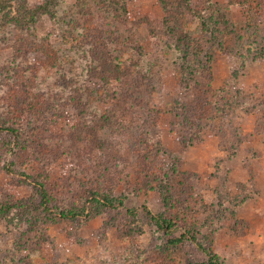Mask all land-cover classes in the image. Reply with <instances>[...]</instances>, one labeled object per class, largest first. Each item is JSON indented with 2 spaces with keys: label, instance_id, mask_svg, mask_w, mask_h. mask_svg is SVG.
I'll return each instance as SVG.
<instances>
[{
  "label": "rangeland",
  "instance_id": "rangeland-1",
  "mask_svg": "<svg viewBox=\"0 0 264 264\" xmlns=\"http://www.w3.org/2000/svg\"><path fill=\"white\" fill-rule=\"evenodd\" d=\"M166 1L183 16L169 42L160 45L156 40L163 34V19L171 15L167 2L126 0L123 20L134 28L123 31L117 54L122 67L138 52L135 41L152 54V71L159 79L148 104L157 112L120 113L119 145L108 150L99 146L113 137L109 129L94 131L89 119L73 122L66 112L60 114L68 108L57 107L55 99L49 105L38 102L45 98L41 94L34 99L45 80L54 82L56 90L58 74H70L68 69L83 59L70 30L75 16L90 19L80 13L85 0H61L60 7L51 8L55 17L52 12L39 15L25 30L13 28L6 10L0 13V203L39 204L35 180L45 183L54 205L66 208L83 206L94 188L126 196L124 207L94 218L38 225L28 239L29 246L35 244L33 264H196L206 258L189 243L167 247L168 235L146 219L145 205L155 214L188 222L222 264H264V61L253 59L249 44L235 34L252 22H264V0H210L229 23L208 20L206 32L200 19L184 13L179 0ZM194 1L201 8L209 0ZM43 2L14 0L13 6L25 3L32 9ZM97 10L94 16L101 20ZM181 31L197 39L185 58L177 48ZM254 33L264 36V30ZM43 57L48 61L32 67ZM57 57L63 67L55 66ZM16 83L26 91L23 101L11 99ZM116 87L113 82L108 91ZM110 101L97 105L106 112ZM58 115L65 116L58 120ZM201 116L207 123L203 129ZM139 133L147 134V150L136 146ZM157 163L175 166L170 203L155 180L141 179L148 165L158 171ZM127 208H137V218ZM25 226L16 210L0 217V264L18 263L14 243Z\"/></svg>",
  "mask_w": 264,
  "mask_h": 264
},
{
  "label": "trees",
  "instance_id": "trees-1",
  "mask_svg": "<svg viewBox=\"0 0 264 264\" xmlns=\"http://www.w3.org/2000/svg\"><path fill=\"white\" fill-rule=\"evenodd\" d=\"M162 1L163 3L165 2V4L167 2L166 0ZM13 2L14 0H0V13L6 10L7 13L5 14L8 16L11 15V18H6L9 20V23L12 24L13 28L15 30H25L27 28H32L31 24L36 21L37 16L52 12V7H60L61 0H45V2L36 5L32 9L25 6V3L21 4V6L18 5L16 9H14ZM85 2L87 3V5L85 4L86 8L80 11V13L84 15L88 14L87 16L90 19L84 22L77 19L75 16L74 21L76 24L74 25V29L71 27L70 30L72 34L71 38L75 42L73 45L74 49H79V52H77L82 54L83 59L80 58L82 60L78 61L79 66L75 68L76 70L68 69L70 74H58L56 90L54 82L48 85L47 80H45L41 85L42 88L40 89L39 95H36L34 99H38L36 97L41 94L45 96V98L41 96L38 102L46 105H49L51 102L50 99H52V101L55 99L58 102L57 107L68 108V111H65L67 109H63L60 114L66 112L68 118L73 122L81 121L87 123V121L91 120V125L88 126L91 128L95 127L93 129L94 131L97 129L99 131L109 129L113 137L110 139L107 138L106 143L99 146L100 149L108 150L111 147H116L115 145L117 144L119 145L117 137L120 136V133H115V130L119 124H122L120 113L126 114L128 112L136 115L139 114L141 108L146 109L148 113L155 111V109L149 107L148 96H151L152 92L155 90L158 84L159 74L152 71V54H146L142 51L138 41L132 44V47L136 48L138 51L134 53L135 57L131 59L130 63H126L124 67H122V62L117 54L120 50L121 35H123V31L133 27L127 20H123L127 12L126 0H85ZM196 2L197 1L194 0H179L181 4L179 7L184 8V13H191L194 17L200 19L201 28L205 30V32L209 31V28H211L208 20L216 19L229 23L228 19H226L227 21L224 19L227 16L226 13L222 14L220 9L216 7V4H213L212 1L209 0L205 2L201 8L196 7ZM96 8L99 10L97 11L101 13V20L96 19L94 16L93 10ZM165 8L171 12V15L163 19V34L160 35V39L156 40L160 45L169 42V37L173 36L177 31L176 28L183 16L182 12V16H180L177 7L172 3L167 2ZM13 11L15 12L14 14ZM54 14H57V12L54 11V13H51V15L55 17ZM220 15L222 17H220ZM256 28L258 29L255 31L252 30ZM232 29L231 31L235 32L236 29ZM259 30H264V22L257 24L252 22L245 31L236 32L235 34L239 42H246L249 44L250 56L253 59L264 61V36H259L254 33ZM176 41L178 50L183 55V58H185L189 54V49L196 43L197 39L189 32L183 33V31H181L176 35ZM198 47L199 51L203 48L200 45ZM61 58L62 57H57L54 63L55 66L58 64V68L63 67L65 64ZM45 60L48 61L46 57H43L40 61H38V59L35 60V62L33 61L32 67L43 65ZM113 82L117 83V87L116 90L111 93L108 91V86ZM16 84L14 88L18 90L14 95L16 98L14 97L11 99L23 101L24 96H26V91L20 88L21 84ZM5 99L6 97H3L2 100L4 101ZM106 100H111L110 106L106 112H102L97 102H105ZM67 104L69 107L66 106ZM17 108H19V106ZM176 108L177 107H175V109ZM8 112H10V110H8ZM61 116L65 115H58V120ZM144 117L148 119L150 116L144 115ZM206 125L207 123H203L201 116L200 128L203 129ZM5 128L7 130L11 129L9 127ZM1 130L2 128L0 127V131ZM141 135L142 133H139L136 146L138 148L143 147V149L147 150L149 146L147 134H145L146 138L144 136L141 137ZM96 137H99V135L96 134ZM162 151L164 152L165 150ZM145 152L141 154L143 158L147 156ZM148 161L152 163L150 160ZM157 164L158 168H154L158 169V171H153L151 166L148 165L143 172V177L140 178L142 180L145 178L146 181L155 180L154 182L158 183L157 185H159L165 203H170L172 199V190L169 184L175 166L167 163H161V166L160 163ZM148 173H151L152 176H149ZM34 182L41 197L39 204L29 200L18 199L2 201L0 203V217L7 218V216L16 210L18 211L21 222L26 224V226L20 230L19 236H17L14 243L16 247L15 250L17 251L16 255L20 257L17 264H33L30 254L34 252L35 244L29 246L28 239L32 237L31 235L38 225H46L56 220L73 221L83 216L86 218H94L107 210H115L125 206V195L115 196L111 193L101 191L99 188H94L88 193L87 203L83 206L61 207L52 203L50 190L46 187L45 183L38 180ZM137 185L140 187V184ZM126 210L133 218H137V208H127ZM143 212L150 223H154L158 229L164 231V233L168 235L167 247L184 246L189 243L197 247L201 254L204 253L206 255L204 260L201 259V261H198L196 264H222L220 257L214 253L212 248L204 245L197 239V232L188 226V222L183 219L177 220L176 218H168L163 214H155L146 205L144 206ZM39 213L43 215V217H41Z\"/></svg>",
  "mask_w": 264,
  "mask_h": 264
}]
</instances>
